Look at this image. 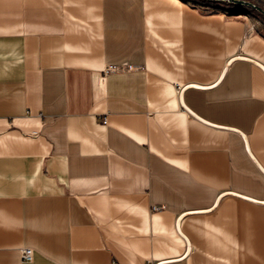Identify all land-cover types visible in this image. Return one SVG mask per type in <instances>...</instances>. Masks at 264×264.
<instances>
[{
    "label": "crops",
    "instance_id": "obj_1",
    "mask_svg": "<svg viewBox=\"0 0 264 264\" xmlns=\"http://www.w3.org/2000/svg\"><path fill=\"white\" fill-rule=\"evenodd\" d=\"M252 10L0 0V264H264Z\"/></svg>",
    "mask_w": 264,
    "mask_h": 264
},
{
    "label": "water",
    "instance_id": "obj_2",
    "mask_svg": "<svg viewBox=\"0 0 264 264\" xmlns=\"http://www.w3.org/2000/svg\"><path fill=\"white\" fill-rule=\"evenodd\" d=\"M208 1H211V2H219V3H220V2H225V3H229V4H231L232 6H235V7H241V8H242V7H246V8H250V9H253V10H255V11H258L259 13H261V14L264 15V9H263L260 5H258L257 3H255V2H253V1H251V0H208ZM236 59H243V60H248V61L254 62V63L260 65V66L264 69L263 65H261V64L258 63L257 61H254V60H252V59H250V58H248V57H244V56H238V57H235L234 59H231V60L229 61L228 65H229L233 60H236ZM225 71H226V69H224L222 75L220 76V78L218 79V81H217L215 84H218V83L222 80V78H223V76H224V74H225ZM189 87H200V86H199V85H189ZM186 88H187V87L183 88V89L181 90V94H180L181 103H182V105H183L185 108H187V106L185 105V103H184V101H183V93H184V90H185ZM247 149H249L248 145H247ZM231 194H236V193H231ZM222 196H223V195H221V196L219 197V199H220ZM219 199H218V200H219ZM218 200L216 201V204H217ZM262 203H264V201H263ZM216 204H215V205H216ZM186 214H188V213H185V214H183V215H181V216L179 217L178 222H177V227H178V228H179V225H180V221H181V219H182L183 216H185ZM189 251H190V248H188V251L185 253V255H184L182 258H185V257L189 254ZM157 264H163V263H157Z\"/></svg>",
    "mask_w": 264,
    "mask_h": 264
},
{
    "label": "built area",
    "instance_id": "obj_3",
    "mask_svg": "<svg viewBox=\"0 0 264 264\" xmlns=\"http://www.w3.org/2000/svg\"><path fill=\"white\" fill-rule=\"evenodd\" d=\"M117 70L116 66H109L105 69V72L115 71ZM34 256V251L32 248H23L22 249V258L24 260H32ZM146 264H155L154 262H148Z\"/></svg>",
    "mask_w": 264,
    "mask_h": 264
},
{
    "label": "rangeland",
    "instance_id": "obj_4",
    "mask_svg": "<svg viewBox=\"0 0 264 264\" xmlns=\"http://www.w3.org/2000/svg\"><path fill=\"white\" fill-rule=\"evenodd\" d=\"M223 3V2H222ZM218 4V3H217ZM218 5H220V4H218ZM222 5H224V6H227L228 4H222ZM229 6V5H228ZM238 8H241V7H238ZM244 8H246V7H244ZM247 9H249V10H252V9H250V8H247ZM253 11V10H252Z\"/></svg>",
    "mask_w": 264,
    "mask_h": 264
}]
</instances>
